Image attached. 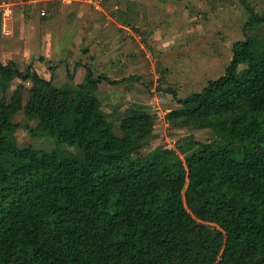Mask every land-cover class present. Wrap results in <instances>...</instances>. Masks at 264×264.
<instances>
[{"label":"trees","instance_id":"obj_1","mask_svg":"<svg viewBox=\"0 0 264 264\" xmlns=\"http://www.w3.org/2000/svg\"><path fill=\"white\" fill-rule=\"evenodd\" d=\"M246 4L224 73L185 97L171 89L166 121L208 129V142L135 156L156 119L140 103L105 111L96 85L117 80L85 64L83 82L57 86L0 59V264H264V33L245 32L264 13ZM22 110L55 147L19 144Z\"/></svg>","mask_w":264,"mask_h":264},{"label":"rangeland","instance_id":"obj_2","mask_svg":"<svg viewBox=\"0 0 264 264\" xmlns=\"http://www.w3.org/2000/svg\"><path fill=\"white\" fill-rule=\"evenodd\" d=\"M37 1L30 6L25 4V7L16 8L12 33L3 34L0 31L2 61L6 62L8 57H14L13 59L22 66L34 61L37 71L47 78H52L57 86L69 80V73L75 74L70 79L72 85L85 80L86 67L80 62L84 65L89 64L93 78L100 76V72H104L103 74L108 77L115 75L112 67L105 66L103 67L105 71H100L97 62L92 64V60L87 56L88 53L83 51L91 42V37L81 39L83 29L73 27L71 30L68 27L70 19L72 20L76 15H79L76 20H78V26H81L84 19H90L91 11L99 13L100 20L105 17L107 19V14L81 0H77L80 3L73 4H70L68 0ZM139 1H143L145 10L142 14L138 13L135 16L134 24L126 25L129 27L125 32L126 36H120L119 40L112 37L113 44L112 41L110 42L112 46L99 54L103 53L106 58L111 51L122 48L125 52L131 48L133 50L131 53L135 56L131 55V59L127 62L134 64V60H137V64L140 62L141 67L145 68L134 69V67L139 68L137 64L131 68L129 66L132 78L112 83L113 88L107 87L110 83L106 79L97 83V94L103 102L104 110L109 112L118 106L122 112L134 103H140L155 116L153 137L145 142L141 153L135 156H140L159 145L176 148L177 141L189 134H194L202 142L216 139V135L208 129L171 127L165 119V114L179 106L171 89L176 91L178 97H185L192 92L200 91L208 80L223 74L231 59L233 42L245 37L244 24L249 15L246 3H250L258 12L264 13V0ZM45 7L50 14L48 13L44 19L40 17V11ZM83 11L84 16H81ZM59 18L60 23L56 21ZM58 30H60V37L64 31L68 33L71 31L68 34L69 37L61 41V46L56 40ZM134 31L137 34L136 37L131 34ZM245 32L261 36L264 33V25L247 26ZM44 39L47 43L48 40L52 41V44L39 47ZM96 51L95 48L93 53L95 54ZM112 52L110 56L115 55ZM102 59L100 58L99 61ZM52 66L54 68L51 71ZM20 83V79H14L11 90L6 95L7 100L12 95V90ZM26 97L27 93H25V100ZM13 121L19 124L16 136L20 145L55 147L54 142L32 135L25 127L26 124L35 126L36 121L29 120L23 110L14 116ZM115 131H118V125ZM191 145L179 149V153L183 155Z\"/></svg>","mask_w":264,"mask_h":264},{"label":"crops","instance_id":"obj_3","mask_svg":"<svg viewBox=\"0 0 264 264\" xmlns=\"http://www.w3.org/2000/svg\"><path fill=\"white\" fill-rule=\"evenodd\" d=\"M68 2L70 4L80 3L77 0H73V1L68 0ZM18 6H17V8H18ZM143 6H144L143 1H139V0L138 1H135V0H105L104 8H103V11H101V12H104L105 14L108 15L107 19H105L106 18L105 17V18H102L100 20V17L98 15L99 13H97L95 11H93V12L91 11L92 15H91L90 19H84L83 23H81V26L80 25L78 26V20H76V17L79 15H76L74 18H72V20L70 19L68 27L71 30L73 27L75 29L76 28L83 29L81 39H84V38L86 39L88 37H91V42L88 43L87 47H85L83 49V51H85L86 54L88 53L87 56L90 57V59L92 60L91 63L94 64L97 62L96 64L99 65L100 71H102V70L105 71V69L103 68L105 66H108V68L112 67L113 72L115 70V75L113 77H110L111 79L120 81L122 79L130 77V74H131L130 68L133 67L134 64L135 65L137 64V60H134V62H135L134 64L132 62H131V64H130V62H127L128 59H131L130 58L131 55L135 56L131 53L133 50L131 48H129L127 51L124 52L123 49L120 48V49H117V51H114V52L111 51L112 53H115L114 56H110L111 55V52H110L109 55L106 56V58H105V55L103 53L99 54V52H104V50H106V48L112 46L110 43L112 41V44H113L112 37L119 40L120 36H123V37L126 36L125 32L129 29V27L126 25H129V24L131 25V24L135 23V21H136L135 16L138 13L142 14L145 10V6H144V8H143ZM46 10H48V9L46 8ZM76 10L78 11V9H76ZM47 13H49V12L47 11ZM145 14H146V12H145ZM14 15H15V12L13 14L12 19L8 23L10 33H12L13 29H14ZM46 16H40V17L45 19ZM81 16H84V11L81 14ZM60 20L61 19L59 18L56 21L58 23H60ZM57 27H58V24H57ZM69 28H67V29H69ZM135 30H138V28H135ZM0 31H1V27H0ZM1 32L3 34H5L3 31H1ZM70 32L71 31H69V33L67 31H64L63 35L60 37V30H58V33H57L58 36H56V40L58 41V44L60 46L62 45L61 41H65V39H67L69 37L68 34H70ZM131 34L134 37L137 36L135 31L132 32ZM77 36H79L78 33H77ZM43 37L45 38V36H43ZM71 38H73V37H71ZM71 38H70V40H71ZM35 42H37V41L35 40ZM51 42L48 40V43H47V41L44 39L43 43L39 44L40 45L39 47H46V46H48V44L50 46L52 44ZM95 48L97 49V51L94 54L93 50ZM120 50H122V51H120ZM13 58L14 57H8V59H13ZM100 58H103L102 61H99ZM0 59H2V58L0 57ZM32 62L35 63L34 61H32ZM80 63H81V65L85 66L84 63H82V62H80ZM137 65L139 68L134 67V69H144L145 68V67H141L142 65L140 62H138ZM129 66H130V68H129ZM100 73L103 74L104 72H100ZM72 74H74V73H72ZM113 86H114V84L110 83V85H108L107 87L113 88Z\"/></svg>","mask_w":264,"mask_h":264},{"label":"built area","instance_id":"obj_4","mask_svg":"<svg viewBox=\"0 0 264 264\" xmlns=\"http://www.w3.org/2000/svg\"><path fill=\"white\" fill-rule=\"evenodd\" d=\"M89 5H91L94 9L98 11H103L105 0H81ZM38 2L37 0H17V1H1L0 2V16H1V23H2V31L5 34L10 33V29L8 26L9 21L12 19L13 14L15 12V9L17 6L25 7V4L27 6H30V4H34ZM41 16H46L47 10L43 8L40 11Z\"/></svg>","mask_w":264,"mask_h":264}]
</instances>
